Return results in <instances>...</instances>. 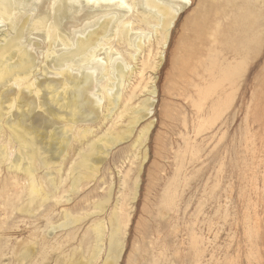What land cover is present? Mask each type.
Instances as JSON below:
<instances>
[{
  "label": "rangeland",
  "instance_id": "1",
  "mask_svg": "<svg viewBox=\"0 0 264 264\" xmlns=\"http://www.w3.org/2000/svg\"><path fill=\"white\" fill-rule=\"evenodd\" d=\"M241 15L248 30L244 47L234 50L228 44L236 36L234 23ZM203 20L198 35L192 23L202 25ZM158 36H151L133 63L130 83L137 88L131 101L114 108L109 117L98 109V119L90 124V142L112 131L126 134L110 149L95 178L82 180L78 192L62 199L55 196L27 216L19 210L28 202L26 196L11 195L10 182L4 181L7 171L1 166L0 245H6L0 264H19L18 257L27 248L33 251L22 264H87L94 223L103 221L108 232L109 214L115 208L124 220L117 203L119 208L133 207L117 264H264V0H189L163 48ZM158 54L161 62L154 72L150 67L159 61ZM209 54L233 64L245 61L236 85L207 93ZM142 58L149 60L137 86ZM214 98L217 107L211 108ZM148 99L149 112L126 133L132 110ZM149 125L143 137L142 130ZM75 148L73 144L65 169L76 158ZM139 168L132 202L131 187ZM63 186L69 188L67 182ZM109 189V203L96 212ZM64 211L77 222L50 231L49 222L60 225ZM104 245L100 258L91 264H103L106 239Z\"/></svg>",
  "mask_w": 264,
  "mask_h": 264
},
{
  "label": "bare ground",
  "instance_id": "2",
  "mask_svg": "<svg viewBox=\"0 0 264 264\" xmlns=\"http://www.w3.org/2000/svg\"><path fill=\"white\" fill-rule=\"evenodd\" d=\"M187 6L189 0H0V168L3 165L7 171L4 181L10 182L7 184L13 191L11 195H24L28 200L19 208L22 213L32 215L55 196L62 199L64 194L78 192L82 180L99 172L110 149L126 134L112 131L90 142V124L98 119V109H104L109 117L114 108L131 101L137 88L130 83L136 56L142 54L143 45H149L154 35H159L156 42L163 48L175 19ZM241 16L234 23L237 33L233 42L227 43L234 50L245 45L243 34L248 24L245 15ZM204 22L192 23L198 35ZM158 55L159 61L150 67L154 72L161 62ZM147 60L140 61L137 86L144 79ZM244 66L245 61L233 64L216 54L210 56L205 63L207 93H218L223 85H236ZM215 103L214 98L211 108L217 107ZM151 105L148 99L138 110H132L126 133L146 116ZM149 129L150 125L142 130L143 137ZM73 144L76 158L66 168L63 179L61 172L65 159L73 152ZM135 173L132 202L137 196L140 168ZM66 182L69 188L63 186ZM122 184L127 181L124 179ZM106 192V200L96 206L98 213L109 203L111 190ZM36 203L38 208L34 209ZM119 204L116 205L124 213V220L117 217L115 208L109 214L112 218H108V232L100 220L91 227L88 237L92 254L87 264L100 258L105 239L103 264L119 262L133 208L131 204L129 209L124 204L119 208ZM62 217L58 226L49 222L50 231L77 222L67 211ZM3 247L0 245V252ZM32 251L22 250L19 264L31 257Z\"/></svg>",
  "mask_w": 264,
  "mask_h": 264
}]
</instances>
